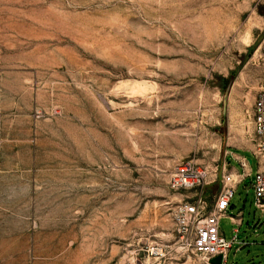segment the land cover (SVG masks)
<instances>
[{
	"label": "rangeland",
	"instance_id": "1",
	"mask_svg": "<svg viewBox=\"0 0 264 264\" xmlns=\"http://www.w3.org/2000/svg\"><path fill=\"white\" fill-rule=\"evenodd\" d=\"M263 92L264 0H0V264H209L176 209L244 157L225 264H264ZM186 162L208 179L171 188Z\"/></svg>",
	"mask_w": 264,
	"mask_h": 264
},
{
	"label": "built area",
	"instance_id": "2",
	"mask_svg": "<svg viewBox=\"0 0 264 264\" xmlns=\"http://www.w3.org/2000/svg\"><path fill=\"white\" fill-rule=\"evenodd\" d=\"M253 131L255 139V157L264 155V92L259 94L254 101L252 110ZM248 173L233 176L226 173L222 177L220 192L216 198L212 210L202 214L194 204H180L175 213V219L179 232L184 235H192L191 247L193 252L204 262L216 256H222V264H225L227 252L235 236L231 241H226L219 230V222L225 217L234 195L235 186L249 178ZM208 179V175L190 162L178 164L170 177V186L173 189H193L201 186ZM253 191L254 207L261 214L264 213V170L257 171L251 183ZM158 254V249H155Z\"/></svg>",
	"mask_w": 264,
	"mask_h": 264
},
{
	"label": "crops",
	"instance_id": "3",
	"mask_svg": "<svg viewBox=\"0 0 264 264\" xmlns=\"http://www.w3.org/2000/svg\"><path fill=\"white\" fill-rule=\"evenodd\" d=\"M250 158H252V157H250ZM247 159H248V157H244L243 159H241L239 161H234V164L231 166V169H230V172H231L230 174H232L233 176H239V175L248 173L250 175V177H251V174H252L251 163L252 162H251V159H250V161H247ZM236 160H237V158H236ZM260 170H261L260 167H258V165L256 163V169H255L254 174L257 171H260ZM251 183H252V180H251ZM239 184H241V183H239ZM239 184H237L235 186L234 192H235V190H236V188H237V186ZM226 216H227V212L225 214V217ZM228 218L231 221V223L235 224L236 226H240L242 224V215H241V213L237 217L228 216Z\"/></svg>",
	"mask_w": 264,
	"mask_h": 264
},
{
	"label": "water",
	"instance_id": "4",
	"mask_svg": "<svg viewBox=\"0 0 264 264\" xmlns=\"http://www.w3.org/2000/svg\"><path fill=\"white\" fill-rule=\"evenodd\" d=\"M209 264H222V256H216L209 260Z\"/></svg>",
	"mask_w": 264,
	"mask_h": 264
}]
</instances>
